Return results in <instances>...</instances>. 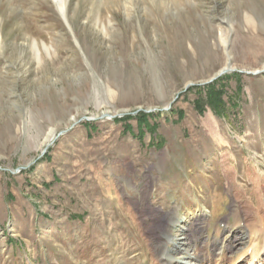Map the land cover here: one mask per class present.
I'll return each instance as SVG.
<instances>
[{
  "label": "rangeland",
  "instance_id": "obj_1",
  "mask_svg": "<svg viewBox=\"0 0 264 264\" xmlns=\"http://www.w3.org/2000/svg\"><path fill=\"white\" fill-rule=\"evenodd\" d=\"M3 1L8 52L27 72L0 55V264H148L167 224L148 220L150 209L172 201L182 214L208 213L191 228L197 247L233 264L230 238L264 225V72L254 73L264 67V0L130 11L102 0L96 25L85 18L91 1L68 0L73 32L51 0ZM24 30L53 56L42 49L37 61ZM228 64L236 70L204 83ZM70 116L88 119L70 126ZM49 128L67 130L41 153ZM146 183L151 207L139 199Z\"/></svg>",
  "mask_w": 264,
  "mask_h": 264
},
{
  "label": "bare ground",
  "instance_id": "obj_2",
  "mask_svg": "<svg viewBox=\"0 0 264 264\" xmlns=\"http://www.w3.org/2000/svg\"><path fill=\"white\" fill-rule=\"evenodd\" d=\"M2 1L3 0H0V3ZM32 1L35 2V0H32ZM51 1L54 3L56 10L58 12V15L63 19V21L68 26V28L73 32L71 21H70L71 18L69 17L70 16V13H69L70 8L68 7V0H51ZM88 1H91V3H93V7L87 11V13L85 14V18L89 19V21H91L92 24L94 23L96 25V23L98 21H100V19H101L100 7H101V1L102 0H88ZM103 1H104V4L106 5V7L109 8L110 10H117L121 7L123 9H125V11H130L132 8L131 5L133 6V5L138 4L140 2L144 3L145 1H147L149 3L151 2V4H153V6L156 7V9H158V8L160 9L161 6H165L164 4L167 3L164 0H103ZM17 2H19V0H10L9 3L11 5H14V3H17ZM28 3H29V1H28ZM36 6H34V7H36ZM150 6L151 5H148L145 8V10L149 9ZM38 10H39V8H38ZM150 11H151V8L149 9V11H145L143 13L146 16L152 17L153 15L151 14ZM21 25H23V24H21ZM102 25H103V23H102ZM3 26H2V20H1V15H0V55L4 56L6 60H9L11 62L10 64L12 66H14L13 71L15 73H18L20 76H22V75L24 76L25 73L27 72V68L25 67L26 63L24 64L21 62L22 61V54H19L17 56H11L10 55L11 53L8 52L9 48L6 46L5 38L3 37L4 36L3 31H2ZM23 28H25L24 25L22 27V30H23ZM24 34H25L24 39H25V41L26 40L28 41L27 43L29 45V48L32 50V53L34 54L35 59L37 61H39L41 63L40 60H42L44 58L42 55V49L48 56H50V57L53 56L54 48L52 47V45L48 44L45 39H42L40 42L37 39V37H35V36L33 38H31V36L29 37L28 34H26L25 30H24ZM74 39H75V42L77 43L78 41H77V37L75 35H74ZM222 40L224 43H226L224 41V39H222ZM14 52H15V50H14ZM53 60H54V58H53ZM227 66H229V64ZM224 67H226V66H224ZM1 75H2V73H1ZM112 114H114V113H112ZM112 114L109 113V117ZM211 118H213V117L211 116L210 119ZM68 119H69V121H71V123L69 122L70 124H72L73 121L75 120L74 116H70V118H68ZM24 124H26V123H24ZM24 124H23V126H24ZM52 125H53V123H52ZM56 132L57 131H55L54 128H49L44 133L43 140H42L43 143L45 145L50 143L51 140L55 137ZM256 174L258 175V177L253 179L254 183H253L252 193L254 195L257 194L256 198L260 199L261 197L259 198L258 195L262 196V194H260L261 193L260 184H262V183L260 182V179H259V173H256ZM261 180H263V179H261ZM144 190L146 191V193H144V194L141 193L142 196L139 199H140L142 205H144V204L150 205L151 202L147 203V204L145 203V202H149L148 201L149 193H147V192L150 191V187L147 185V183L144 186ZM109 194H111V196H112V193L109 192ZM261 199H263V198H261ZM257 201H259V200H257ZM149 207H151V205ZM180 209H181L180 204L175 202V201L174 202L172 201L171 208L168 211L161 212L160 214H158L159 212L150 209L151 216L148 220L156 221V220H160L162 218H165L167 224H166V227L164 229L160 230V233L157 232V234H158V236H157L158 245H156V247L149 246V252H150L151 259H150V262H148V264H212L211 263V260L213 259L212 258L213 255H211L212 253H209L208 251L199 249L197 247V240H196L197 238L195 236L196 233H193V231H191V228L193 227V224H195L196 220H198V221L202 220L201 222H203V220L205 221L207 219L208 213L204 212L202 210H198L196 212H190L189 214H182V213H180ZM259 222L260 221H258L255 228H253V229L250 228V229H248L249 231L248 230L247 231L246 230L238 231L232 236V238H230V240H229L230 242L228 244L230 249H232L233 247L238 248V250L235 252V254L232 255V257H231L232 258L231 262L233 264H239V263L240 264H264V254L260 256V250H261L260 244L264 240V239H262V237H264V225H262L263 222H260V223ZM245 232H246V234H245ZM243 240L247 243L245 246H240L241 244L243 245V242H242ZM117 259H118V257L116 258V260Z\"/></svg>",
  "mask_w": 264,
  "mask_h": 264
},
{
  "label": "water",
  "instance_id": "obj_3",
  "mask_svg": "<svg viewBox=\"0 0 264 264\" xmlns=\"http://www.w3.org/2000/svg\"><path fill=\"white\" fill-rule=\"evenodd\" d=\"M236 70L235 68L231 67L230 65L229 66H226V67H223L221 68L219 71H217L209 80H207L206 82L204 83H210L212 81H214L215 79H217L219 76L227 73V72H230V71H234ZM238 71H243V70H238ZM245 72V71H244ZM261 72H264V67L261 68L260 70H257L255 71L254 73H261ZM246 73H253L251 71H246ZM193 85L192 82H188L185 86H184V89H187L189 86ZM166 109V108H165ZM152 109H146V111H151ZM123 113H119V114H113L111 115L110 117H114L116 115H122ZM104 115H107V113H104ZM83 119H88V117L86 116H82V118H79L77 121H80V120H83ZM77 121H74L70 126H73ZM67 129H60L57 131V133L55 134V137L51 140V142L60 134L64 133ZM50 142V143H51ZM46 144L45 148L41 151V153H44L45 152V149L47 148V146L50 144Z\"/></svg>",
  "mask_w": 264,
  "mask_h": 264
},
{
  "label": "trees",
  "instance_id": "obj_4",
  "mask_svg": "<svg viewBox=\"0 0 264 264\" xmlns=\"http://www.w3.org/2000/svg\"><path fill=\"white\" fill-rule=\"evenodd\" d=\"M213 84L214 83L209 84L208 88L212 89V87L214 86ZM208 93H209V103H210L211 107L215 108V110H216V108H218V106H219L218 101L220 98V94L216 90L208 91Z\"/></svg>",
  "mask_w": 264,
  "mask_h": 264
}]
</instances>
